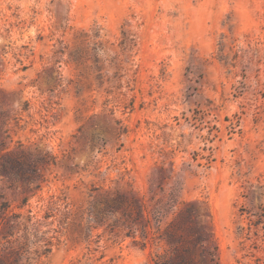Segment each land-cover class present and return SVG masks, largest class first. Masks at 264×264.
<instances>
[{"label": "rangeland", "instance_id": "obj_1", "mask_svg": "<svg viewBox=\"0 0 264 264\" xmlns=\"http://www.w3.org/2000/svg\"><path fill=\"white\" fill-rule=\"evenodd\" d=\"M0 112L47 162L0 189L45 223L16 243L30 264H152L139 235L61 224L129 190L193 203L219 264H264V0H0Z\"/></svg>", "mask_w": 264, "mask_h": 264}, {"label": "trees", "instance_id": "obj_2", "mask_svg": "<svg viewBox=\"0 0 264 264\" xmlns=\"http://www.w3.org/2000/svg\"><path fill=\"white\" fill-rule=\"evenodd\" d=\"M91 53L93 59L100 63L96 47L91 48ZM7 121L4 113L0 112V181L3 182L0 189L15 191L21 188L24 192L38 189L34 183L42 176L39 165L47 162L43 158L29 161L21 144L16 148L5 144L4 128ZM29 198L23 197L17 208L25 207ZM101 201L104 206L101 209L91 206L86 210L84 218V213H81L78 219L69 220L65 210L61 224L82 229L87 237H90L92 230H110L115 225L123 232V237L135 239L139 235L141 246L162 248V253L151 257L152 264H219L210 224L198 219L193 203L159 201L154 204L157 207L149 209L132 190L116 192L111 198L105 192ZM54 205L55 202H52L50 211H56ZM51 217V213H45L43 219L46 221ZM33 219L27 216L26 223L23 222L22 214L14 212L5 195L0 194V264H20L24 259L25 264H30L29 259L23 256L22 244L16 243L30 230L31 236L38 238L39 227L45 223L38 220L33 222ZM110 219L112 222L108 224ZM198 251L202 255L199 260L195 257Z\"/></svg>", "mask_w": 264, "mask_h": 264}]
</instances>
